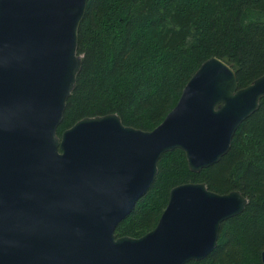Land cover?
Segmentation results:
<instances>
[{"label":"water","instance_id":"95a60500","mask_svg":"<svg viewBox=\"0 0 264 264\" xmlns=\"http://www.w3.org/2000/svg\"><path fill=\"white\" fill-rule=\"evenodd\" d=\"M87 0H0V264H185L218 244L239 215V191L173 187L145 235L115 229L148 191L160 157L181 150L197 173L220 161L264 98V74L238 88L211 57L151 131L116 114L60 125L81 68L77 33ZM264 264V250L260 255Z\"/></svg>","mask_w":264,"mask_h":264},{"label":"trees","instance_id":"16d2710c","mask_svg":"<svg viewBox=\"0 0 264 264\" xmlns=\"http://www.w3.org/2000/svg\"><path fill=\"white\" fill-rule=\"evenodd\" d=\"M81 68L57 135L77 121L116 114L125 126L156 128L199 66L211 57L234 70L238 88L264 74V0H87L77 33ZM157 175L117 237L151 231L171 189L205 183L239 191L245 209L220 225L217 247L185 264H261L264 250V98L236 130L220 161L194 173L184 153H164Z\"/></svg>","mask_w":264,"mask_h":264}]
</instances>
